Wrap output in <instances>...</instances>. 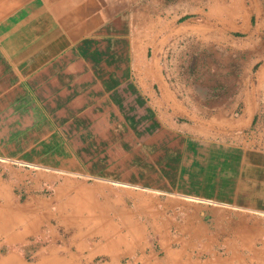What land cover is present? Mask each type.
<instances>
[{
  "label": "crops",
  "instance_id": "obj_1",
  "mask_svg": "<svg viewBox=\"0 0 264 264\" xmlns=\"http://www.w3.org/2000/svg\"><path fill=\"white\" fill-rule=\"evenodd\" d=\"M253 15L243 0H0V159L143 183L187 214L169 220L176 237L159 229L163 256L114 245L100 264H264V10ZM136 130L139 152L106 151ZM0 164V264H80L56 244V200L18 201V168ZM178 195L212 200L214 222Z\"/></svg>",
  "mask_w": 264,
  "mask_h": 264
},
{
  "label": "rangeland",
  "instance_id": "obj_2",
  "mask_svg": "<svg viewBox=\"0 0 264 264\" xmlns=\"http://www.w3.org/2000/svg\"><path fill=\"white\" fill-rule=\"evenodd\" d=\"M168 1L171 3L174 0ZM243 1L246 3L251 16H253L252 19L254 24H256V16L253 14L262 13V11L264 10V0ZM240 6L241 4L238 3L239 8H241ZM161 11L163 12L164 10ZM186 17L187 16H184L181 20L185 19ZM234 37L238 41V43H241L242 45H244L245 41L249 39L246 34L242 33H236L234 34ZM262 37L264 39V36ZM228 73L232 74L233 72ZM218 82H220V80L217 79L215 84H217ZM228 84L229 85L227 86L229 89L226 90H231V88L234 89L237 86L236 83H233V85H231L230 83ZM222 87L224 86L222 85L219 88ZM139 113L141 114L135 116L139 122L145 119V117L142 116L144 113H147V115L150 114L149 111H146L143 108L142 110L138 109L137 114ZM133 114H136V111H133ZM152 114L153 120H155L154 116L157 115L156 113ZM148 118L149 117H147L146 119ZM184 120L185 119H178L176 123H182ZM144 135L145 134L143 132L136 130V133H132L130 136L128 135L126 136V138L122 139L123 142L119 143L117 147L113 145L112 147L106 149V151H111V153L116 152L117 154L120 153L118 157H120L121 160H124L126 158L125 153H129L131 151V154L133 155L135 151L139 152L140 147L138 146V144L144 143ZM128 144H130V147H128ZM134 145H136V148L132 149ZM78 150L80 151V148ZM109 156L110 155H106V159ZM7 158L8 157H4L0 159V163L14 165L18 168V174L13 177V180L9 181L10 187L8 192L14 195L15 198L22 203H24L28 199L30 193H34L36 196H40L44 199H55L57 203V218L55 219V224L57 227L56 244L58 247H60L61 250L71 252L74 258H77V260L74 261H78L80 262V264H100L108 258L121 255V250H115L114 245H117L118 248H120L121 245L124 248L129 247L130 251H127L132 254L133 258L139 257V255L143 254L145 250H147L146 252H150L151 246H153L154 248L156 247V252L162 251V246L159 243L161 235H159V237H156L154 233L156 231H159V229H162V234H165L166 224V227L168 229H171L172 236L176 237L178 229L175 224L171 227L169 220L171 221L172 218H174L175 221L182 224L188 220L186 218L187 214L184 211L174 212L172 208L166 211L167 208H169L167 200L170 197H174L172 193H163L149 190L147 188H142L135 184L136 181L132 180L124 181L128 183H134L132 185H126L125 183L122 184L120 182H117V179H99L97 172L95 173L93 171L79 173L66 171L65 168H56L51 165L48 166L41 163L17 164ZM105 165L106 163L104 164L100 162L98 166L100 170H103ZM107 166L109 167L110 164L107 163ZM27 173H29L30 176L27 177ZM100 173L108 172H106V169H104L103 172ZM39 174L41 175L40 181L37 180V175ZM25 177L27 178L25 179ZM69 179H71V181ZM96 182L102 183V185L105 184L107 188L106 191L110 194H101L99 196L98 194H96L95 196L90 195V192L95 190L93 188ZM37 183L39 184L36 186V189L29 192V186ZM85 187L93 190H87ZM112 189L116 191L118 190V192H110V190ZM118 193V197L120 198L119 201H116L115 198ZM178 198L182 202H184L185 205H187V207L185 208L188 209L190 216L193 215V211H198L196 213V217H198L196 219L198 220L197 222L201 221L209 225L214 222L212 220V211L208 210V205L213 207V205L215 204L212 200H201L185 195H178ZM74 200H77L75 204H73ZM139 207L146 210L149 217L144 214H140V212L138 211ZM76 208H78V210H85V212L86 209L91 211L93 210L100 215L104 213L106 218L101 222L104 224L105 229L110 230V243H107L103 249H97L98 241H100L101 239L100 237H95L93 233H90L89 235L87 234L86 229L89 226V223L86 220L82 219L79 221L80 223H83L85 225L82 228V231H78V226H74V224L70 220L63 221L64 214L65 216L70 215L74 212V209L76 210ZM115 209L120 211L121 213H126L127 215L131 216L129 219H126V221L132 225L133 229L136 230L137 228V236H124L127 232V229L126 226L118 225V223L121 224V220L117 217H114ZM107 215L109 217H107ZM83 216H86V214ZM232 217L235 220L239 216L237 215V213H232ZM134 241L135 244H133ZM37 244H39L40 247L42 242H39L38 240ZM176 247L179 246H173V248ZM34 248H37V246L34 245ZM3 249L4 251H8L9 247L5 246L3 247ZM21 249L27 255V257H33L36 251V249H27L24 246H21ZM163 254H165L164 250L160 252L161 256H163ZM130 256L131 255L128 254L122 259V261L124 260V264L128 262V257ZM140 261L141 260L135 261V263Z\"/></svg>",
  "mask_w": 264,
  "mask_h": 264
},
{
  "label": "bare ground",
  "instance_id": "obj_3",
  "mask_svg": "<svg viewBox=\"0 0 264 264\" xmlns=\"http://www.w3.org/2000/svg\"><path fill=\"white\" fill-rule=\"evenodd\" d=\"M117 182H120L122 184L125 183L126 185L134 184V183H128V182H122V181H117ZM135 184L137 186L142 187V188H147L149 190L161 192L160 189L147 186V185H145L143 183H135ZM76 202H77V200H74L73 204H75ZM145 205H143V206H145ZM138 211L140 212V214H144L147 217H149V215L146 212V210L141 209L139 207ZM85 214H86V216H83ZM107 217H109V216L107 215ZM114 217H117V218H119L121 220V224L118 223L119 226H126L127 232H126V234L124 236H126V237H128V236L135 237V236L138 235L137 228H136V230L133 229L132 225L129 224L126 221V219H129L131 217L130 215H127L126 213H121L120 211L115 209ZM105 218L106 217H105L104 213H102L100 215V214H98L97 212H95L93 210L91 211V210L86 209V212H85V210H78V208H76V210L74 209V212L71 213L70 215H66L65 216V214H64L63 221H65V220L69 221L70 220L74 224V226H78V228H77L78 231H80V230L82 231V228L85 225L83 223H80L79 221L82 220V219L86 220L89 223V226L86 229L87 234L89 235L90 233H93L95 235V237H100L101 239H100V241H98L97 249L98 248L99 249H103L106 246L107 243H110V241H109L110 230L105 229L104 224L101 222ZM165 230H166V232H171V229L170 228L168 229L166 227V224H165ZM154 234H155L156 237H159V235H161L159 233V231H156Z\"/></svg>",
  "mask_w": 264,
  "mask_h": 264
}]
</instances>
